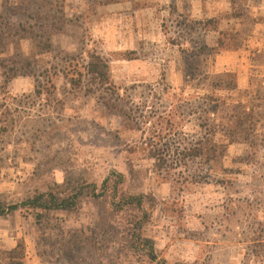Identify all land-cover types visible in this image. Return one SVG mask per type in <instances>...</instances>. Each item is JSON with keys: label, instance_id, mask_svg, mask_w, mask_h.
I'll use <instances>...</instances> for the list:
<instances>
[{"label": "rangeland", "instance_id": "rangeland-1", "mask_svg": "<svg viewBox=\"0 0 264 264\" xmlns=\"http://www.w3.org/2000/svg\"><path fill=\"white\" fill-rule=\"evenodd\" d=\"M18 2L0 0V35L19 33L9 20L26 26V18H10ZM117 4L94 8L90 0H65V30L52 37L51 53L35 59L43 62L36 69L39 78L26 76L34 51L26 33L24 39L22 33L0 38V203L20 204L67 179L100 186L119 172L126 177V193L146 197L150 219L138 229L135 212L114 214L109 201L88 197L74 212L53 213L45 225L22 210L0 217V264L9 263L8 253L20 240L25 264H264L262 138L255 146L231 145L210 167L201 161L189 168L174 165L175 181L162 178L149 158L157 147L178 146L171 119L183 137L200 134L197 115L180 122L173 113L181 107L186 114L208 94L188 82L183 57L201 45L202 27L184 15L172 16L162 1L135 4L119 16L106 11ZM254 48L253 40L248 66L236 68L242 85L249 80L250 86L221 96L230 97L231 106L252 100L264 112V86L257 94L264 56L253 55ZM95 52L110 60L112 80L133 110L130 129L97 97L71 91L65 72L72 71V60L86 64ZM214 61L200 59V70L214 73ZM7 69L17 71L9 84ZM36 79L54 84L55 98H34ZM258 134H264V125ZM145 241L154 245L156 260Z\"/></svg>", "mask_w": 264, "mask_h": 264}, {"label": "trees", "instance_id": "trees-1", "mask_svg": "<svg viewBox=\"0 0 264 264\" xmlns=\"http://www.w3.org/2000/svg\"><path fill=\"white\" fill-rule=\"evenodd\" d=\"M65 0H19L15 9L12 11L10 18L20 15L26 18L24 22L10 21L11 25L18 26L19 35L26 33V39H30L34 44V51L31 54V60L26 62V76L39 78L36 72L38 67H42L43 62L35 60L37 56L48 54L53 51L52 37L60 34L65 30L66 22L62 4ZM94 8L105 7L112 4L123 3L128 0H90ZM237 3L239 0H231ZM7 5V4H6ZM22 7V12L18 8ZM172 16L175 15L172 8ZM243 12L238 10L237 15L242 16ZM5 17L8 19V15ZM31 21V22H30ZM28 22V23H27ZM18 34H7L6 37H14ZM0 35V38L3 36ZM15 36V37H16ZM4 37V36H3ZM2 39V38H1ZM200 46L193 48L192 51H183L186 62L185 76L188 82L197 83L203 87L208 94H205L196 106L190 104L187 107L186 114L181 107H177L173 117L178 118L180 122L184 121L185 116L190 117L197 115L200 134L195 138L183 137L180 132L176 131L172 119L170 122L171 132H176L174 137L178 146L170 148L168 145L164 148L157 147L150 151L149 158L154 160V166L162 178L175 181V175L172 172V166L177 165L189 168L190 163L201 161L207 167L211 164L218 163L224 159L229 147L234 144L244 143L255 146L256 142L264 134H258L259 128L264 125V112L260 109V104H253L249 100L247 104H238L231 106L229 98H224L221 93H241L238 86L237 75L234 73H207L200 70L199 60L220 54L224 51L238 50L243 46L240 36L233 33H222L217 40H206L202 38ZM90 61L86 64L80 63V60L73 59L69 66L70 72H65L69 77L74 96L86 94L95 96L102 101L108 112H115L124 122V127L130 129L135 121L133 110L127 107L124 97H121L119 88L115 85L111 77L110 60L102 54L95 52L88 54ZM130 52L125 56L131 60ZM38 62V63H37ZM56 68V67H55ZM53 69V75H57L56 69ZM14 69H7L4 72L7 78L6 83L12 81L16 76ZM48 72V71H47ZM15 74L10 78V75ZM18 74V73H17ZM43 75V74H42ZM37 81V79H36ZM42 84L37 81L34 98L46 96L48 101L55 98L56 88L54 84ZM259 85V84H258ZM264 86V81L260 82V89ZM247 96V94H246ZM31 98L32 96H26ZM264 100V98H261ZM172 122V123H171ZM190 179V176H188ZM193 178V177H192ZM126 177L119 172H112L99 186L98 184H89L80 182V180L67 179L62 184L54 183L45 192H37L32 197L20 204H2L0 203V217H8L15 213L25 210L27 214L31 213L37 225L48 224L51 215L55 212H74L78 209L83 197L94 200L109 201V206L114 214H121L128 211L135 212V224L138 229L149 221L150 213L146 208V197L144 195H130L124 191ZM141 242V238L138 239ZM145 246L149 249L150 255L154 260L157 259L155 247L150 241H145ZM8 264H25V243L20 240L17 247L8 253Z\"/></svg>", "mask_w": 264, "mask_h": 264}, {"label": "crops", "instance_id": "crops-1", "mask_svg": "<svg viewBox=\"0 0 264 264\" xmlns=\"http://www.w3.org/2000/svg\"><path fill=\"white\" fill-rule=\"evenodd\" d=\"M146 1L154 5L161 1L165 2L170 10L174 9L176 15H184L187 21L190 19L198 22L203 29L202 37L206 40H217L222 33L240 36L244 42L241 48L209 57H215L212 66L214 74L234 73L237 75L240 89L250 86L249 80L242 85L236 68L241 66V63L248 66L253 40L256 42L253 55L264 56V0H239L237 3L231 0H131L107 7L106 11L119 16L126 10H134L135 4H144ZM238 10L243 12L242 16L237 15ZM224 59H230V61L219 64V61Z\"/></svg>", "mask_w": 264, "mask_h": 264}]
</instances>
